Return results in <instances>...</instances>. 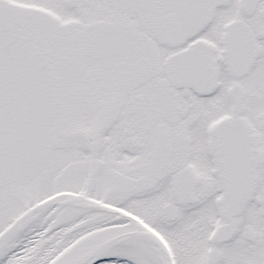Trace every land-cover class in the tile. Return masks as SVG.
I'll list each match as a JSON object with an SVG mask.
<instances>
[{
    "label": "snow or ice",
    "instance_id": "1",
    "mask_svg": "<svg viewBox=\"0 0 264 264\" xmlns=\"http://www.w3.org/2000/svg\"><path fill=\"white\" fill-rule=\"evenodd\" d=\"M0 264H264V0H0Z\"/></svg>",
    "mask_w": 264,
    "mask_h": 264
}]
</instances>
